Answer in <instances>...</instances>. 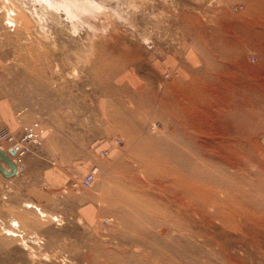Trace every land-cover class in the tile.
Segmentation results:
<instances>
[{
    "label": "rangeland",
    "instance_id": "rangeland-1",
    "mask_svg": "<svg viewBox=\"0 0 264 264\" xmlns=\"http://www.w3.org/2000/svg\"><path fill=\"white\" fill-rule=\"evenodd\" d=\"M0 103V264H264V0H0Z\"/></svg>",
    "mask_w": 264,
    "mask_h": 264
},
{
    "label": "built area",
    "instance_id": "built-area-1",
    "mask_svg": "<svg viewBox=\"0 0 264 264\" xmlns=\"http://www.w3.org/2000/svg\"><path fill=\"white\" fill-rule=\"evenodd\" d=\"M47 129L40 122H33L22 127L19 135H15L7 129L0 130V145L2 142L9 144L8 150L13 152L10 156L12 163L17 169V174H22L25 169V157L35 155L43 139L47 136ZM1 149V146H0ZM95 182L93 172L88 173L81 181L72 183L73 189L90 188ZM106 226L107 222L104 221Z\"/></svg>",
    "mask_w": 264,
    "mask_h": 264
},
{
    "label": "water",
    "instance_id": "water-1",
    "mask_svg": "<svg viewBox=\"0 0 264 264\" xmlns=\"http://www.w3.org/2000/svg\"><path fill=\"white\" fill-rule=\"evenodd\" d=\"M9 156H13V152L9 151L8 152ZM4 152L0 150V160L7 166L8 170H5L1 165H0V173L5 177V178H12L17 174V170L15 165L12 163L10 157Z\"/></svg>",
    "mask_w": 264,
    "mask_h": 264
},
{
    "label": "bare ground",
    "instance_id": "bare-ground-1",
    "mask_svg": "<svg viewBox=\"0 0 264 264\" xmlns=\"http://www.w3.org/2000/svg\"><path fill=\"white\" fill-rule=\"evenodd\" d=\"M171 158L173 160V162L179 166L180 169L182 170H189L190 167L193 165L190 161L189 158L186 157V155L184 153H181L179 151H173L171 152ZM201 161V160H200ZM17 170V169H16ZM207 170V169H206ZM208 171V170H207ZM186 174V173H185ZM213 174V173H212ZM217 176V175H216ZM188 180V184L190 183V179ZM197 180V179H196ZM193 182V181H192ZM200 183V182H199ZM191 185V184H190ZM202 186V184H201ZM211 188V187H210ZM212 189V188H211ZM187 191V190H186ZM191 194V193H190ZM192 196V195H191ZM194 197V195L192 196ZM199 200V199H198ZM204 202V201H203ZM202 202V203H203ZM206 204V203H204ZM206 209V208H205Z\"/></svg>",
    "mask_w": 264,
    "mask_h": 264
},
{
    "label": "crops",
    "instance_id": "crops-1",
    "mask_svg": "<svg viewBox=\"0 0 264 264\" xmlns=\"http://www.w3.org/2000/svg\"><path fill=\"white\" fill-rule=\"evenodd\" d=\"M4 103H5V102H4ZM4 103H0L1 108H3V106H5ZM6 103L11 104L9 101H7ZM18 112H19V113H17V114H20L21 110H19ZM0 113H1V117H2L4 120L10 119V120L12 121V115L10 116L9 113H8V114H5V113L2 114L1 111H0ZM7 123H8V122H7ZM8 128H9V127H8ZM9 129L12 130V128H9ZM31 161H32L31 158H25V160H24V162L26 163V165H30ZM74 171H75L76 176H80V175H81V170L74 169ZM82 171H83V170H82ZM45 177H46V175H45ZM75 204L77 205V208H78V206H82V205H83V204L79 203L77 200H75ZM77 208H76V209H77ZM78 211H79V210H78ZM83 211H85V210H83ZM78 213H80V212H78ZM84 213H85V212H84ZM82 216H83V217H86L85 215H82Z\"/></svg>",
    "mask_w": 264,
    "mask_h": 264
}]
</instances>
